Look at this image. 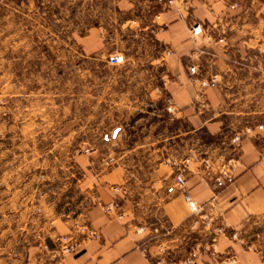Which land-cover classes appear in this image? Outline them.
<instances>
[{"label":"crops","instance_id":"obj_1","mask_svg":"<svg viewBox=\"0 0 264 264\" xmlns=\"http://www.w3.org/2000/svg\"><path fill=\"white\" fill-rule=\"evenodd\" d=\"M73 1L64 7L76 5ZM79 4L94 15L93 27L80 36L82 51L127 52L128 61L116 67L126 78L113 83L119 88L117 103L121 109L128 106L125 118L134 121L118 126L117 134H150L153 99L165 126L159 139L137 150L142 157L125 159V154L100 174V203L83 216L98 239L57 259L56 236L73 224L53 219L33 226L41 233L25 246L27 259L9 264H169L187 256L196 264H261L256 249H264L259 231L264 219V0ZM196 22L206 31L191 37ZM168 47L173 53L165 55ZM153 71L158 72L154 78ZM141 120L142 127L137 126ZM201 134L215 141L201 144ZM179 169L184 190L202 205L199 214L191 212L175 184ZM222 172L231 178L217 185ZM0 264L8 261L1 257Z\"/></svg>","mask_w":264,"mask_h":264},{"label":"rangeland","instance_id":"obj_2","mask_svg":"<svg viewBox=\"0 0 264 264\" xmlns=\"http://www.w3.org/2000/svg\"><path fill=\"white\" fill-rule=\"evenodd\" d=\"M66 2L0 0V258L8 264L25 261V246L41 233L33 226L53 219L73 224L56 236L60 259L59 238L89 226L83 216L100 203V174L125 154V159L142 157L137 150L159 139L165 126L153 99L150 134H117L118 126L134 121L125 118L128 106L117 103L119 88L113 83L126 73L121 76L119 64L108 62L112 54L82 51L80 36L93 27L94 15L79 0L65 8ZM126 53L113 54L121 55L123 64ZM172 53L168 47L165 55ZM214 141L201 134V144ZM260 227L264 232V219ZM256 250L264 264V249Z\"/></svg>","mask_w":264,"mask_h":264},{"label":"built area","instance_id":"obj_3","mask_svg":"<svg viewBox=\"0 0 264 264\" xmlns=\"http://www.w3.org/2000/svg\"><path fill=\"white\" fill-rule=\"evenodd\" d=\"M203 30L202 24L196 22L190 27V33L192 36L199 34ZM108 62L112 65H117L123 62V57L119 54H112L108 57ZM195 66H190V71L194 72ZM212 82L216 81V76H213L210 79ZM166 101L169 104V111L173 110V102L171 97H166ZM240 137L238 135L234 136V141L238 142ZM225 175V176H224ZM225 177L229 180L231 178L230 172H222L220 176H217L215 181L216 184H222L225 181ZM175 184L176 186L183 191V198L187 203L189 209L194 214H199L202 211V205L198 203L195 199H193L185 190V178L183 175V171L181 169L177 170L174 174ZM110 210V209H108ZM217 232H223V228L217 227ZM100 237L99 232L90 227L88 225H80L78 226L76 232H71L70 234L63 235L59 238V255L61 258L65 257L68 254L73 253L80 245L86 243L91 239H98ZM164 260V259H163ZM228 261V259L226 260ZM169 264H196L193 256H187L181 260L175 261L172 260Z\"/></svg>","mask_w":264,"mask_h":264}]
</instances>
